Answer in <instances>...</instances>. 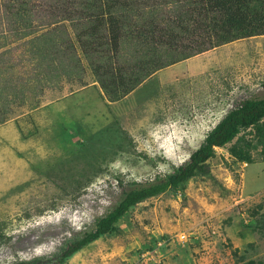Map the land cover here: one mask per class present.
<instances>
[{"label":"rangeland","instance_id":"1","mask_svg":"<svg viewBox=\"0 0 264 264\" xmlns=\"http://www.w3.org/2000/svg\"><path fill=\"white\" fill-rule=\"evenodd\" d=\"M112 4L116 53L104 26L92 35ZM185 10L177 0H0V264L59 254L124 190L172 174L229 110L264 97V35L167 65L180 53L148 37H170L180 20L188 44ZM119 70L142 81L111 101L101 82ZM253 132L216 148L207 176L134 205L64 264H264V141Z\"/></svg>","mask_w":264,"mask_h":264},{"label":"trees","instance_id":"2","mask_svg":"<svg viewBox=\"0 0 264 264\" xmlns=\"http://www.w3.org/2000/svg\"><path fill=\"white\" fill-rule=\"evenodd\" d=\"M186 6V21L190 22L193 30L189 36L193 39L188 44H183L181 32H187L180 20L173 23L170 37L164 35L148 38L167 44L168 48L180 53L167 65L187 59L190 56L240 39H246L264 35V0H177ZM115 4L108 5L100 15L96 16V23L92 26V35L98 32L100 27L106 28L107 44L111 53H116L121 37V23L117 16L108 9ZM189 32V31H188ZM204 33V34H202ZM90 35V36H92ZM153 36V37H152ZM188 36V37H189ZM92 43L83 41L82 46L87 47ZM188 49L189 52L181 55L179 49ZM170 63V64H169ZM108 70V69H107ZM96 72V71H95ZM114 76V79L101 82L102 89L111 101H116L124 94L132 91L142 78L136 76L123 79V74ZM123 73V72H122ZM113 80V81H112ZM101 81V80H100ZM251 129L254 135L264 141V97L245 99L229 110L205 135L200 146L190 155L188 161L163 178L145 185L133 184L124 190L119 203L105 216L98 218L94 230L84 232L80 238L74 237L49 259L34 258L31 261H22L16 264H64L74 256L81 248L92 243L104 235L110 234L115 229L118 220L134 205L152 198L166 191L182 192L187 182L195 177H203L209 174L206 162L214 157L215 149L222 148L231 143L243 130ZM260 141V143L262 142ZM232 156H237L236 148L229 149ZM238 159H242L239 157Z\"/></svg>","mask_w":264,"mask_h":264},{"label":"crops","instance_id":"3","mask_svg":"<svg viewBox=\"0 0 264 264\" xmlns=\"http://www.w3.org/2000/svg\"><path fill=\"white\" fill-rule=\"evenodd\" d=\"M183 64V63H182Z\"/></svg>","mask_w":264,"mask_h":264}]
</instances>
